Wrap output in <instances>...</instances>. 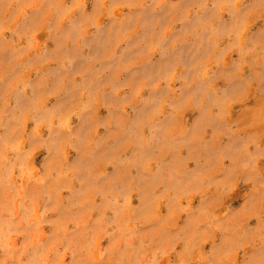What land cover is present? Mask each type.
<instances>
[{
	"label": "rangeland",
	"instance_id": "374dc122",
	"mask_svg": "<svg viewBox=\"0 0 264 264\" xmlns=\"http://www.w3.org/2000/svg\"><path fill=\"white\" fill-rule=\"evenodd\" d=\"M0 264H264V0H0Z\"/></svg>",
	"mask_w": 264,
	"mask_h": 264
}]
</instances>
